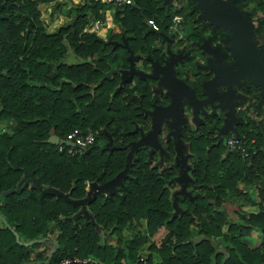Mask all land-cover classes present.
Wrapping results in <instances>:
<instances>
[{
    "label": "trees",
    "instance_id": "1",
    "mask_svg": "<svg viewBox=\"0 0 264 264\" xmlns=\"http://www.w3.org/2000/svg\"><path fill=\"white\" fill-rule=\"evenodd\" d=\"M227 1L223 12L239 11L264 67V41L257 44L264 0ZM49 2L50 14L68 18L47 31L39 4ZM173 14L181 16L184 36L178 41L185 46L162 58L153 47L175 35L166 34ZM95 18L104 36L90 28ZM149 21L159 29L149 30ZM235 41L248 61L239 36L207 17L196 0H80L65 8L59 0H0V264H59L72 255L94 260L80 264H264L263 241L249 247L239 240L250 229L264 236V84L257 75L248 72L228 85L245 94L229 115L237 116L232 131L219 128L221 112L201 116L188 100L174 130L179 161L171 162L173 118L162 112L157 130L133 145L125 164L130 146L154 126L153 105L174 101L162 72L152 69L166 65L170 78H178L176 87L185 83L193 98L209 96L204 83L215 70L230 68V77L248 66L230 53ZM167 46L164 54L171 52ZM67 52L75 60H67ZM225 87L214 86L218 92ZM210 102L226 112L215 98ZM180 105L178 95L173 111ZM253 109L261 115H249ZM74 127L93 133L80 154L47 141L51 132L63 140ZM230 134L252 138L246 156L226 148L223 139ZM115 176L102 191L86 187ZM173 181L181 189H172ZM230 202L237 205L235 218L225 208ZM250 203L254 212L240 210Z\"/></svg>",
    "mask_w": 264,
    "mask_h": 264
},
{
    "label": "rangeland",
    "instance_id": "2",
    "mask_svg": "<svg viewBox=\"0 0 264 264\" xmlns=\"http://www.w3.org/2000/svg\"><path fill=\"white\" fill-rule=\"evenodd\" d=\"M77 1H80V0H59V2L61 3V7L62 8H65V7H67V6H71V4L73 3V2H77ZM215 2H216V4L220 7V9L222 10V11H224V8L226 7V6H229V3H228V1L227 0H214ZM50 8H51V6H50V2L49 3H41V4H39V10H40V18L45 22V27H46V30L47 31H50V30H53V29H55V27L56 26H58L59 24H61L62 22H64L65 20H67V16H65V15H63V14H61V13H56V11L55 10H52V13L50 14ZM107 14L109 15L110 14V12H107ZM228 17H230L232 20H234V19H237V18H239V11L237 10V9H234L233 7L231 8V11H230V14H228ZM242 18V17H241ZM250 23H252L253 21H252V19L249 21ZM107 24H108V26L111 28V31L112 32H115L116 30H117V28H116V26H114L113 25V23H112V21H111V19H110V15H109V17L107 18ZM99 28H100V26H99ZM98 34H100V35H102V36H104V34H105V30H104V28L102 27L101 29H98V32H97ZM165 38V36L163 37V39ZM237 47L239 48V45H238V43H237ZM230 52H232V55L234 54V52H233V50H230ZM66 59L67 60H75V57L70 53V52H67V56H66ZM133 60H134V62H135V65H136V69H139V56L138 55H136V56H134L133 57ZM214 61L216 62V61H218V57L217 56H215L214 57ZM239 64L240 65H243V66H246V65H248V61L245 59H242L241 58V60H240V62H239ZM153 71H152V74L155 72V71H159V72H162V74L164 75V82L166 83V82H169V83H167V87L165 88V90L167 91V92H170V93H174L175 94V91H176V88L178 87H176V85H177V83L179 82L177 79L175 80V81H173V80H169V77H168V73H169V69L165 66V67H160V65H157V67L155 68V69H152ZM230 70V68H226V69H224V73L223 74H218L217 72H216V70H215V72L216 73H214L215 74V77H219L218 75H222V76H224V77H219V78H223V79H227L228 81H225V82H219V83H224L225 84V86L228 88H226L225 87V89L226 90H224V91H222V92H218L219 90H217L216 88H214V90L215 91H217V95L215 96V101L219 104V105H224L225 106V108H227L225 111V113L220 109V108H216V110H214V107H211V105L213 104V102H210V101H207V102H202L201 104H199V103H194V102H192V103H190V104H188V106H191L192 108H195V107H197L200 111H202V110H205L206 112H213V111H215L217 114H219V115H221L223 118H222V120L220 121V123H219V128H220V126H221V128L220 129H228V130H231L232 128V123L234 122V119L237 117L236 115H235V117L234 118H230L229 117V115L230 114H232V113H234V111L236 110V107H237V104H239L240 103V101L242 100V98H244L245 97V95H243V94H241V93H237V95H232V93H231V91L229 90V87H228V85L229 84H232V83H236L235 82V79L236 78H233V79H230L229 77H227V75H229L228 73L230 72L229 71ZM145 71L146 72H149V71H151V69L149 70V69H145ZM169 75H171L170 73H169ZM213 78V77H212ZM211 78V79H212ZM166 79V80H165ZM210 80V79H209ZM173 84V85H172ZM172 85V86H171ZM216 85V84H215ZM214 85V86H215ZM213 86V87H214ZM204 88H205V83H204ZM206 89V88H205ZM164 90V91H165ZM209 92V91H208ZM180 102H181V105L177 108V109H175V111H173L174 109L173 108H167V109H163V110H160L159 111V108L158 107H156L155 108V110H154V113H155V115H156V117H159L160 116V114L163 112V116L165 117H169L170 115H173V121L170 123V126H169V134H168V136H169V138L171 139V142L174 144V149H176V151L174 150V153H173V155H172V159H171V162L173 161V160H175V161H179V157H178V155H177V153H179L180 154V151L179 152H177V150H180V147L178 146L179 144H178V142H177V140L175 139V135H176V133H175V128L178 126V124L180 123V121H181V119H182V117H181V115H182V113H184L185 111V104H186V102H188V100L189 101H192L191 100V98L189 97H187V95H186V89H184V90H181L180 91ZM211 95V94H210ZM174 101H175V96H174V98H172ZM174 103V102H173ZM211 104V105H210ZM172 111H173V113H172ZM220 112H221V114H220ZM172 113V114H171ZM190 113L191 112H187L186 113V115H187V118L190 120ZM228 115V116H227ZM233 115V114H232ZM170 117H172V116H170ZM181 117V118H180ZM190 126L191 127H194V124H193V122H191L190 121ZM1 128H3L2 126H0ZM0 128V129H1ZM5 128V127H4ZM3 128V129H4ZM232 131V130H231ZM167 132V130L164 132V133H162V137H163V135H165V133ZM163 140V139H162ZM176 147V148H175ZM157 154V149L154 151V156H157L156 155ZM179 156H181V154L179 155ZM183 165L181 166V169L183 170ZM173 187H172V189H174V190H177V189H181V184H179V182H177V181H173ZM89 184H86V187L88 186ZM230 206H232V205H230L229 204V207ZM234 206V205H233ZM233 206H232V208H233ZM227 212H229V211H227ZM230 213V212H229ZM142 256V258H143V254H141ZM153 260H155V256L153 255Z\"/></svg>",
    "mask_w": 264,
    "mask_h": 264
},
{
    "label": "water",
    "instance_id": "3",
    "mask_svg": "<svg viewBox=\"0 0 264 264\" xmlns=\"http://www.w3.org/2000/svg\"><path fill=\"white\" fill-rule=\"evenodd\" d=\"M196 2L198 4V6L203 10L205 15L207 17H209L213 22H215L216 24L220 25L221 27L227 28L230 31H232L233 33L237 34L239 36V38H240V41H241L243 47L245 48V50L247 52V59H248V64L249 65L246 68H244L241 72L235 73L232 76H230L229 78L233 79V78L239 77L241 75H245L248 72H252L255 75H257V77L259 78L261 83L264 84V67L261 65V63L259 61V58L257 57V55L255 53V49H254L253 43L250 41V39H249L248 35L246 34L245 30L241 27V18L239 17L237 19L232 20L233 18L231 19L230 17H227L225 15V13L220 9V7L216 4V2L214 0H196ZM148 28H149V30H152L150 28V26ZM235 43H237V41H235ZM224 67H226V66H224ZM116 70L117 69L115 67L111 68V69L107 70L106 72H104L103 76L107 77L112 72H115ZM135 71L138 72V70H135ZM139 75L142 76V75H144V73L139 72ZM222 81L225 82V81H228V80L227 79H223V78H219V77H213L212 79L208 80L205 83V87L207 88V90L209 92H211V95L204 96L202 98H193L192 89L190 87H188L186 84L181 83L176 88V91H175V94H174L175 101H173L174 103L172 102V103L165 104V105H160V104L153 105V107L151 109V112H150V117H151V120L153 121L154 126H153V128L151 130L146 132V134L142 138L136 140L130 146V148L128 149V151L125 154V157H126L125 164L127 162V157L129 155V152L132 149L133 145L135 143H139V142L145 140L151 133H154L157 130V128L159 126V123H160L159 122V118H160L162 113L160 114L159 117H156V115L154 113V110H155L156 107L159 108V111L163 110V109H167V108H175L177 106V104H178L179 92L182 89H184V88L188 89L189 97L191 98L192 102H194V103H202V102L210 101V100L214 99L215 96L217 95V91L214 90L213 85L217 84L219 82H222ZM47 141H49L50 143H57L59 141V142H64L66 144H71L70 141H68L66 139L65 140L64 139L63 140H58L57 136L55 134H53L52 132L47 137ZM117 176H115L112 180L103 183L101 186H95V187H97V189H94V190L102 191L101 187L104 186V185H107V184H110V183L114 182L117 179ZM26 180L27 179H25L22 182V184ZM53 192H56V191H53ZM65 198H67V197H65ZM67 199H69V198H67Z\"/></svg>",
    "mask_w": 264,
    "mask_h": 264
},
{
    "label": "built area",
    "instance_id": "4",
    "mask_svg": "<svg viewBox=\"0 0 264 264\" xmlns=\"http://www.w3.org/2000/svg\"><path fill=\"white\" fill-rule=\"evenodd\" d=\"M100 3H110L112 5H123L126 3H130L132 0H94ZM181 20V16L179 14H173L170 18V21L166 25V34L175 33L179 35L178 27L179 22ZM149 26L153 30H158V24L154 21L148 22ZM90 28L97 30L100 26V20L95 18L90 22ZM63 139L70 141L71 144H64L62 142H57V149L58 150H64L69 155L73 154H80L83 152L89 144L93 142V133L90 130L87 131H80L78 128L74 127L67 131L63 137ZM252 141V138L248 140V142L244 138H238L234 136L233 134L225 136L223 139V142L227 149H234L238 150L240 155L246 156L247 150L246 146L248 143ZM91 189H97V187L93 185H88ZM139 260L141 262L144 261V259L139 256ZM93 258L89 255L87 256H64L59 259V264H80L85 262H93Z\"/></svg>",
    "mask_w": 264,
    "mask_h": 264
},
{
    "label": "flooded vegetation",
    "instance_id": "5",
    "mask_svg": "<svg viewBox=\"0 0 264 264\" xmlns=\"http://www.w3.org/2000/svg\"><path fill=\"white\" fill-rule=\"evenodd\" d=\"M251 19H252V23H251V26H255L256 25V20H257V16L256 15H253L252 17H251ZM178 32H179V35H177V34H175V33H173V34H175V35H173V37H167L168 38V43L167 42H165V41H159V42H157L155 45H154V49H158L159 50V52H160V56L162 57V58H165V57H172V56H175L176 55V50L177 49H179V48H183L184 46H185V43L184 42H181V43H179V41H178V39H180V38H182L183 36H184V31L183 30H181V29H179L178 30ZM170 35V34H169ZM171 40V41H170ZM257 41H258V43L257 44H260V43H262L263 41H264V27L262 28V32H261V35L259 36V38H257ZM169 44V46H171V52L169 53V54H164L163 53V50H168V45ZM233 52H234V57H235V60H236V62H237V58L238 57H240V58H242L243 59V57H244V55L243 54H241V53H239V51L241 50L240 48H238L237 47V43H233ZM231 54H232V52H230ZM239 53V54H238ZM196 56V58L197 57H199L200 55H195ZM196 65V67H198V68H200V66H199V64L198 63H196L195 64ZM249 65V64H248ZM166 66V65H165ZM214 73H216V72H214ZM168 75V77H169V80H172L171 78H170V76H169V73L167 74ZM193 77V75L191 74L190 76H189V78H192ZM213 77H215V74L213 75ZM166 80V79H165ZM174 81V80H173ZM166 83H169V82H166ZM185 84V83H184ZM173 85V84H172ZM171 85V86H172ZM187 85V84H186ZM215 85V84H214ZM213 85V86H214ZM188 86V85H187ZM189 87V86H188ZM214 88V87H213ZM231 88V87H230ZM229 88V90L231 91V93H232V95H237V93H241L240 92V90L239 89H234L235 87H233L232 89H230ZM184 89H186V88H184ZM187 90L188 89H186V95H187ZM226 90V89H225ZM164 91V90H163ZM234 91V92H233ZM241 94H243V93H241ZM243 95H245V94H243ZM202 98V97H201ZM245 98V97H244ZM244 98H242V100L240 101V103L239 104H237V107H236V109L240 106V104L242 103V101H243V99ZM211 105V104H210ZM211 107H214V110H216V108H219L218 106H213V105H211ZM185 108H186V106H185ZM259 113V111L258 110H255V109H253L252 111H250L248 114L249 115H256V113ZM173 113V112H172ZM171 113V114H172ZM204 114H217L215 111H213V112H206L205 110H202L201 111V116H203ZM260 114V113H259ZM217 115H219V114H217ZM261 115V114H260ZM170 116H172V118H173V115H170ZM181 118V117H180ZM223 118V117H222ZM174 119V118H173ZM221 119V118H220ZM222 120V119H221ZM220 120V121H221ZM256 120H257V117H256ZM237 122V121H236ZM220 123V122H219ZM193 128V127H192ZM165 138H168L167 136H165Z\"/></svg>",
    "mask_w": 264,
    "mask_h": 264
},
{
    "label": "crops",
    "instance_id": "6",
    "mask_svg": "<svg viewBox=\"0 0 264 264\" xmlns=\"http://www.w3.org/2000/svg\"><path fill=\"white\" fill-rule=\"evenodd\" d=\"M114 25V23H113ZM115 26V25H114ZM251 187H248L247 188V191H251ZM252 198H255V192L253 191L252 192V195H251ZM247 203V202H246ZM229 204L230 205H234L233 208L232 206L229 207ZM229 204H225V208L227 211L230 212V217L231 218H235L236 216V210H237V205H236V202H230ZM240 207V210L241 209H244V210H248V211H251V212H254L256 210V205L255 204H246L245 206L242 205V206H239ZM239 240L243 243H245L246 245H248L249 247H252V246H255L257 245L259 242L263 241L264 242V236H262L258 231L254 230V229H250L249 232L243 236H240L239 237Z\"/></svg>",
    "mask_w": 264,
    "mask_h": 264
}]
</instances>
